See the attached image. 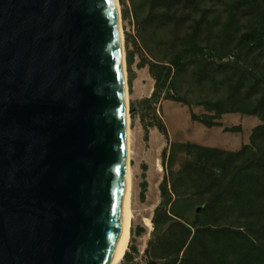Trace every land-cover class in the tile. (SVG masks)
I'll list each match as a JSON object with an SVG mask.
<instances>
[{
	"label": "water",
	"instance_id": "1",
	"mask_svg": "<svg viewBox=\"0 0 264 264\" xmlns=\"http://www.w3.org/2000/svg\"><path fill=\"white\" fill-rule=\"evenodd\" d=\"M122 54L112 0H0V264L116 259Z\"/></svg>",
	"mask_w": 264,
	"mask_h": 264
},
{
	"label": "rangeland",
	"instance_id": "2",
	"mask_svg": "<svg viewBox=\"0 0 264 264\" xmlns=\"http://www.w3.org/2000/svg\"><path fill=\"white\" fill-rule=\"evenodd\" d=\"M225 0H210L200 3L192 12L191 17L182 24L176 25L170 21L149 20L151 9L148 0H117L120 14L122 34V50L125 59V84L127 107L129 109V169L131 178V219L128 250L130 245L136 248L132 252L129 264H158L162 259H151L148 253V241L157 230L153 229L152 218L155 208L163 199H173L176 196L186 198L191 202L190 209H181L186 220L194 218V212H199L213 192L210 178L201 183L195 182L186 163L193 160L195 153L186 149L185 144L192 143L205 147H214L225 151H237L242 145L254 148L255 144H264V130L253 134L255 127L264 121L257 114L240 112H225L214 119L213 110L204 104L205 101L217 99L227 100L226 83L231 76L235 77L237 68L231 66L219 67L218 63L227 58L217 55L231 47L234 38L244 27L243 18L230 24ZM123 14L126 16L123 17ZM135 14L139 21H147L144 27H137ZM150 16V17H148ZM200 20V44L204 57H185L184 65L175 71L168 59L185 42L191 40L192 25ZM210 34H209V33ZM216 49V50H215ZM130 53L132 61L127 65L126 55ZM185 54V53H184ZM253 57L248 59L243 67L261 76L264 67V49L255 50ZM151 65L157 72L162 65L170 67L168 80L173 85L170 95L180 97L184 102L165 98V86L160 87L157 102L151 101L150 95L154 89L155 78L150 70ZM263 65V67H262ZM228 81V82H227ZM248 79H246V83ZM243 88L241 89V91ZM255 97L249 102L254 103ZM189 111L204 119L213 120L216 125L205 126L199 120H191ZM162 124L165 133L160 130ZM159 164V170L156 164ZM166 181V195L161 196V183ZM208 182V184H207ZM169 208V204L161 205L160 210ZM145 219L150 225L145 224ZM200 223H214L216 226H228L240 230L255 242L264 246V232L257 230L251 216L239 215L234 206L227 201L217 209H205L200 212ZM166 225H162V231ZM235 237V236H230ZM213 255H221L225 245L239 244L244 238H232L225 241L216 240L214 236L201 234ZM247 245L248 242L245 241ZM206 252V251H204ZM224 252H222L223 255ZM181 253L179 254V257ZM198 248L193 257L204 258Z\"/></svg>",
	"mask_w": 264,
	"mask_h": 264
},
{
	"label": "trees",
	"instance_id": "3",
	"mask_svg": "<svg viewBox=\"0 0 264 264\" xmlns=\"http://www.w3.org/2000/svg\"><path fill=\"white\" fill-rule=\"evenodd\" d=\"M148 1L151 9L149 15L152 16V18L148 16L149 20L170 21L179 25L191 17L192 10L207 0ZM224 3L227 4L230 19L233 18L225 24V28L240 18H243L245 23L234 38L232 46L217 55L218 58H227L226 61L219 62L218 66L236 67L237 70L235 77L231 76L229 82L226 83L227 100L220 98L214 101L207 100L204 104L208 109L213 110L212 118L214 119L225 112H240L257 114L264 121V67L262 65L263 73L259 77L254 75L252 70L239 67V65H246L248 59L253 57V51L264 49V0H225ZM134 17L137 27H144L147 24L145 20L139 21L136 14ZM200 22L197 20L193 23L191 40L185 42L184 47L177 50L168 59L169 65L175 71L183 67L185 57L205 56L202 46L198 44L200 42ZM131 61L132 57L127 52V65ZM155 66H150L155 83L149 99L157 102L160 96V87L165 86V83L168 82V85L165 86V98L186 103L180 97L169 93L173 85L171 80L167 81L170 67L162 65L157 72H154ZM246 79H248L247 84H245ZM255 95H257L255 102L250 103V98ZM189 117L191 120H199L207 127L217 124L213 120L197 116L192 111H189ZM159 128L165 133L162 124H159ZM262 130H264V123L255 127L253 134ZM185 147L195 153L193 160L186 163L185 170L190 169L194 181L198 183L210 178L213 192L203 209L194 212V218L190 221L186 220L180 211L191 208L189 200L176 196L172 200L163 199L161 201L155 208L151 220L153 229L157 230L148 241V253L151 259H162V262L158 264H264V246L259 241H253L240 228L232 229L225 225L216 226L214 223L203 224L198 220L201 211L217 209L227 204L229 200L239 215L251 216L257 230H260L261 233L264 232V144H255L254 148L244 144L237 151H225L192 143L185 144ZM166 192V181L163 179L161 183L162 198ZM163 204H169V208L161 211L160 208ZM162 225H166V227L160 231ZM201 234H212L216 240L222 238L225 241L241 237L249 245L245 241H241L239 244L230 243L223 247L221 255H213L206 242L201 240ZM130 248L132 252L136 251V248L131 245ZM197 248L200 254H207V261L204 259L205 257L201 259L193 257V252ZM132 252L126 251L119 264H129ZM222 252H224L223 255Z\"/></svg>",
	"mask_w": 264,
	"mask_h": 264
},
{
	"label": "bare ground",
	"instance_id": "4",
	"mask_svg": "<svg viewBox=\"0 0 264 264\" xmlns=\"http://www.w3.org/2000/svg\"><path fill=\"white\" fill-rule=\"evenodd\" d=\"M113 2V8L115 13V18L117 22V29L119 33V39L121 43L122 48V34H121V26H120V14H119V7L117 0H112ZM123 53V50H122ZM123 55V54H122ZM124 57V56H123ZM124 66V64H123ZM124 79H125V71H124ZM125 81V80H124ZM124 99H125V106H126V172H125V181H126V192H125V225H124V234H123V242L120 252L118 253L116 259L114 260L113 264H119L122 260V257L124 253L128 249L129 244V234H130V219H131V178H130V169H129V128H128V122H129V109L127 107V94H126V84L124 83ZM158 170H159V164H156ZM145 224L150 225V221L148 219H145Z\"/></svg>",
	"mask_w": 264,
	"mask_h": 264
}]
</instances>
